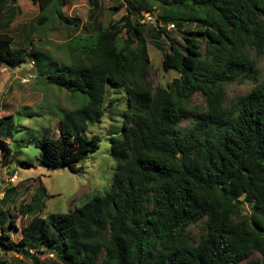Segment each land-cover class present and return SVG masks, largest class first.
Returning a JSON list of instances; mask_svg holds the SVG:
<instances>
[{
  "label": "trees",
  "instance_id": "16d2710c",
  "mask_svg": "<svg viewBox=\"0 0 264 264\" xmlns=\"http://www.w3.org/2000/svg\"><path fill=\"white\" fill-rule=\"evenodd\" d=\"M87 1L98 7L97 0ZM37 2V29L56 22L88 31L68 40L69 65L41 72L52 87L88 98L80 108L63 111L58 138L38 141L41 165L77 174L102 142L86 132L112 108L123 119L111 138L117 168L104 195L67 214L42 218L32 213L34 206L21 204L20 213L33 218L19 242L11 237L18 227L13 220L7 226L8 212L0 210V252L33 264H41L42 256L53 264H243L256 254L261 259L253 264H264V78L229 104L226 98L228 84L258 73L264 0H121L114 10L125 15L96 30L95 20L84 26L64 15L68 0ZM18 12L15 0H0V70L48 58L15 49L14 37L1 31L2 20L9 29ZM146 14L153 23L145 22ZM147 24L171 42L168 51L160 49L164 70L178 74L167 87L147 82ZM170 25L183 44L169 36ZM111 90L123 91V99L108 104ZM197 94L201 108L192 103ZM187 120L194 125L182 133ZM11 122L12 116L0 119L4 159H14L2 140L11 135ZM13 192L4 194L0 207ZM201 223L205 231L194 243L189 229Z\"/></svg>",
  "mask_w": 264,
  "mask_h": 264
},
{
  "label": "rangeland",
  "instance_id": "374dc122",
  "mask_svg": "<svg viewBox=\"0 0 264 264\" xmlns=\"http://www.w3.org/2000/svg\"><path fill=\"white\" fill-rule=\"evenodd\" d=\"M98 7H92L87 0H68V5L63 9L67 17L81 21L84 26L94 23L95 29L100 24L107 27L110 22L118 21L125 10L115 11L121 0H97ZM19 12L12 26L5 28V20H2L1 31L8 32L14 37V48L24 49L29 54L39 52L48 58H30L24 65L12 69L3 67L0 70V119L12 116V133L2 140L6 141L12 150V156L3 158L5 152L0 146V199L12 189L9 203L0 207L1 211H7V226L11 220L15 222L17 230H11V237L14 242L22 238L23 229L31 222L33 215L20 213V205L34 206L32 213L48 218L52 215H63L69 213L76 206H82L87 200L104 195L110 188L116 173L117 163L111 157V138L114 133L123 126L122 116L117 117L113 109L109 108L101 124L91 125L86 132L90 139L94 135L101 137L100 149L88 157L78 166L77 174L71 173L68 169H50L41 165V150L37 147L39 140L44 136L56 139L60 136V119L63 111L75 110L83 106L88 98L78 93L74 97L70 93L59 90L45 83L43 74L51 73L65 63L70 64L67 43L78 32L87 34V29L72 31L64 26L52 22V24L37 29V17L40 13L37 0H15ZM92 8V11L90 10ZM93 13V19L90 15ZM159 13V10L156 14ZM93 27V25L91 26ZM149 56L151 60L147 82L155 89L159 86L167 87L178 74L171 70L165 71L161 48L166 51L170 48L171 42L160 34L155 24H147ZM94 28V27H93ZM191 28H185L190 30ZM169 36L183 44L182 34L175 30H168ZM31 43L33 45H31ZM252 56L255 58L254 53ZM40 59L42 60L40 63ZM44 63V64H43ZM264 78V57L258 59L257 75H249L242 80L226 86L227 103L248 93L258 81ZM124 92L111 90L108 93L107 103H115L123 99ZM74 98V99H73ZM196 107H203L204 100L199 94L192 98ZM125 110L126 107L122 108ZM194 125V120L184 121L180 125V131L185 133ZM1 135V132H0ZM23 161L31 162L32 168L24 169ZM18 175L16 182L10 179ZM45 191L41 194V189ZM36 199L35 201H33ZM205 231V224L201 223L189 229L192 242L197 243ZM256 254L243 264H253L260 260ZM41 264H53L51 257L42 256ZM0 264H33L30 259L16 253L0 252Z\"/></svg>",
  "mask_w": 264,
  "mask_h": 264
},
{
  "label": "built area",
  "instance_id": "2783aa9c",
  "mask_svg": "<svg viewBox=\"0 0 264 264\" xmlns=\"http://www.w3.org/2000/svg\"><path fill=\"white\" fill-rule=\"evenodd\" d=\"M145 22H146V23H153V22H154V17H152V16L149 15V14H146V15H145ZM173 28H174L173 25L168 26V29H169V30H172ZM17 179H18V175L15 174V175L10 179V181H11L12 183H14V182H16Z\"/></svg>",
  "mask_w": 264,
  "mask_h": 264
}]
</instances>
